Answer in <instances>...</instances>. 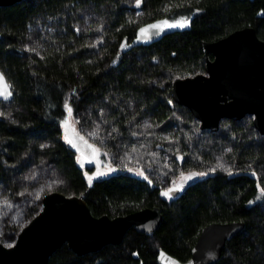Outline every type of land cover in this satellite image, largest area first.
<instances>
[{"label":"trees","instance_id":"obj_1","mask_svg":"<svg viewBox=\"0 0 264 264\" xmlns=\"http://www.w3.org/2000/svg\"><path fill=\"white\" fill-rule=\"evenodd\" d=\"M89 4L106 18L99 38L78 25L81 8ZM128 7V0H24L0 7V68L13 88L15 108L12 117L0 116V182L14 194L13 173L34 154L52 160L71 193L84 197L95 215L162 208V223L153 233L131 228L121 243L83 255L64 244L47 264H158L160 248L186 261L205 225L234 220L244 221L245 227L226 242L214 264H264V144L253 121L245 128L240 120L223 119L219 131H206L205 150L175 147L178 184L184 186L178 199L165 196L160 181L129 167L114 169L108 150L99 152L93 145L97 154L91 160L88 149L77 147L68 134L69 125L78 129L73 117L79 110L105 96L111 101L109 121L117 131L113 136L121 134L129 148L132 137L126 123L133 118L122 107L126 99L153 108L157 122L172 123L174 106L194 119L187 107L173 102L171 83L160 80L203 72V40H216L248 25L264 39V0H143L141 15L131 19ZM39 16L53 19L58 27L46 32V47L35 52L26 42ZM161 19L165 25L185 22L187 27L155 42L127 47L141 27ZM248 132L255 137L247 138ZM231 133L235 138L227 157L233 171L203 170V162L220 152L215 142ZM43 142L47 144L41 146ZM105 166L108 172L97 175ZM190 173L206 174L185 179ZM11 232L7 227L5 236Z\"/></svg>","mask_w":264,"mask_h":264},{"label":"water","instance_id":"obj_2","mask_svg":"<svg viewBox=\"0 0 264 264\" xmlns=\"http://www.w3.org/2000/svg\"><path fill=\"white\" fill-rule=\"evenodd\" d=\"M20 1L24 0H0V7ZM151 25L159 27L152 29ZM186 27H168L164 19L148 22L127 47L155 42L172 30ZM141 29H148V34L142 35ZM202 48L205 70L175 77L171 85L173 102L187 107L199 120L202 130L217 132L223 119L239 121L251 114L255 129L264 136V39L255 27L248 25L219 39L203 40ZM0 74L3 75L0 99L12 101L13 88L1 68ZM68 134L77 147L88 149L91 160L95 159L92 143L71 125ZM173 188L178 190L172 191L168 197L178 199L184 186L172 184L163 192ZM162 220V208L158 205L114 217L106 213L95 215L84 197L54 190L44 195L42 208L19 231L11 247L0 241V264H47L51 255L64 244L76 254L83 255L106 244L121 243L131 228L153 233ZM244 227L242 220L211 222L200 231L188 260L182 261L160 248L157 263L214 264L221 258L226 242Z\"/></svg>","mask_w":264,"mask_h":264},{"label":"rangeland","instance_id":"obj_3","mask_svg":"<svg viewBox=\"0 0 264 264\" xmlns=\"http://www.w3.org/2000/svg\"><path fill=\"white\" fill-rule=\"evenodd\" d=\"M143 0H128L129 18L138 17L142 13L141 3ZM38 21L31 25L30 34L26 47L35 52L41 51L46 47V32H53L58 26H54L53 19H47L43 16L38 17ZM79 27L83 31H89L90 34L99 38L104 33L106 18L100 8L93 4L81 8L79 15ZM162 84L169 81L168 77H162ZM12 101H3L0 99V116L12 117L15 110ZM111 101L108 97H102L98 104L94 101L88 102L73 117V124L77 126V131L92 143L97 150H108L112 159V167L127 168L143 175L154 181H160L164 187L180 183L178 176L180 169L175 165L173 153L175 147H185V151L196 149L205 150V144L208 141L207 130H202L199 126V120L193 115L194 119L180 109L174 106L170 111L172 123L164 124L163 121L157 122L156 114L153 108L141 106L138 100L129 98L124 100L122 107L133 119L127 121L130 126V135L132 144L129 148L124 142L121 134L114 137L116 129L109 121ZM253 119V115L248 114L240 121L243 127H248V123ZM114 130V131H113ZM114 132V133H113ZM94 134V135H93ZM252 132H248L247 138H254ZM118 138L117 140H113ZM235 134L231 133L223 137L213 146L220 149V152L213 153L211 161L203 162V170L231 172L234 164L227 157V153L232 148V139ZM257 138V137H256ZM259 139L264 144V136ZM112 141H115L113 143ZM173 142V143H170ZM43 142L41 146L46 145ZM40 146V147H41ZM211 155V156H212ZM103 167L102 175L106 174L108 169ZM106 171V172H105ZM13 179L16 185V191L13 194L9 187L0 182V240L5 245H12L19 231L29 223V221L42 208V198L48 192L61 190L69 195V182L65 175L58 169L55 163L46 157H36L34 154H28L23 162V168L13 173ZM12 227L13 232L10 236H5V229Z\"/></svg>","mask_w":264,"mask_h":264},{"label":"snow or ice","instance_id":"obj_4","mask_svg":"<svg viewBox=\"0 0 264 264\" xmlns=\"http://www.w3.org/2000/svg\"><path fill=\"white\" fill-rule=\"evenodd\" d=\"M165 24H167V22L165 21L164 22ZM184 23L185 22H178V25L179 26H181V27H183L184 26ZM175 26H177V25H168V27H175ZM159 27V25H151L150 26V28H152V29H155V28H158ZM141 31V34L142 35H147L148 34V29H141L140 30ZM3 82V75L2 74H0V83H2ZM5 87H6V85H5ZM7 94H9L10 95V92H8ZM69 111H71L70 109H69ZM94 135V134H93ZM82 139V138H81ZM69 142H71V141H69ZM141 175L143 174L142 172L140 173ZM206 173H190L187 177H185V179H192L193 177H195V176H197V175H205ZM97 175H102V173H97ZM146 179H147V177H145ZM91 179H92V177H89V182H91ZM174 190H178V189H175V188H173V189H169L168 191H166L165 193H164V195L165 196H169L170 195V193L172 192V191H174ZM262 191H264V190H262ZM9 247H11V245H9Z\"/></svg>","mask_w":264,"mask_h":264},{"label":"flooded vegetation","instance_id":"obj_5","mask_svg":"<svg viewBox=\"0 0 264 264\" xmlns=\"http://www.w3.org/2000/svg\"><path fill=\"white\" fill-rule=\"evenodd\" d=\"M95 154H97V153H95ZM101 172V170L99 171V173Z\"/></svg>","mask_w":264,"mask_h":264}]
</instances>
